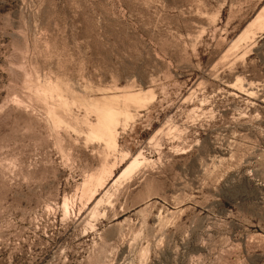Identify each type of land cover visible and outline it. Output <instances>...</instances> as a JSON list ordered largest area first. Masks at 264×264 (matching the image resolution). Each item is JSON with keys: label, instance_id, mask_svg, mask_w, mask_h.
<instances>
[{"label": "rangeland", "instance_id": "obj_1", "mask_svg": "<svg viewBox=\"0 0 264 264\" xmlns=\"http://www.w3.org/2000/svg\"><path fill=\"white\" fill-rule=\"evenodd\" d=\"M0 264H264V0H0Z\"/></svg>", "mask_w": 264, "mask_h": 264}]
</instances>
